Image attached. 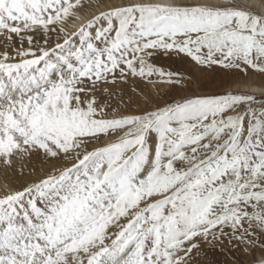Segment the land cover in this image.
<instances>
[{
	"label": "snow or ice",
	"instance_id": "obj_1",
	"mask_svg": "<svg viewBox=\"0 0 264 264\" xmlns=\"http://www.w3.org/2000/svg\"><path fill=\"white\" fill-rule=\"evenodd\" d=\"M88 6L0 0V166H49L0 192V264H264V99L154 63L264 73V11L129 0L69 31ZM154 76L184 94L129 111Z\"/></svg>",
	"mask_w": 264,
	"mask_h": 264
},
{
	"label": "rangeland",
	"instance_id": "obj_2",
	"mask_svg": "<svg viewBox=\"0 0 264 264\" xmlns=\"http://www.w3.org/2000/svg\"><path fill=\"white\" fill-rule=\"evenodd\" d=\"M101 2L103 3L105 2V0H91V6ZM86 8L87 7L80 10H85ZM254 9L258 11L256 8ZM71 22L72 20H70L68 23L69 31L74 30V28H72L70 24ZM3 47H4V37L0 36V50H2ZM154 63H156L157 66L163 67L166 71L180 73L185 78L186 81L188 77H199L200 82L204 85V87L200 89L201 91L220 92V93L231 91L233 93H249V94H255L258 98V101L260 99H264V94H256L248 90L249 84L264 85V73H259L251 69H249L247 75L239 71L226 73L219 68L211 72H203L202 70L193 67V65L189 61L178 57L161 56L158 59H156ZM135 84L139 85V88L135 93H133L132 91L133 85L121 86L125 93L124 104L127 105L129 111H136L138 108H143L145 96H150L156 103L163 104L165 102L171 101L172 99L176 98L178 95L184 94V91L182 89L173 88L163 79L155 76L151 78V81L137 80ZM129 100L131 101V103H129ZM257 107H259V104H257ZM121 111H123V107H121ZM105 139H111V137L102 138V142ZM33 163L36 165V171L31 176L26 175L24 177H20L15 173L14 170L5 169L6 171H8V175H5L3 178L5 182L0 184V192H3L6 187L18 188L26 181L35 180L39 178L40 175L42 176L44 173L48 171L49 168L48 165L42 166L39 162L36 161H34ZM0 168L4 170L2 166H0ZM236 255H241V254L236 253ZM257 255H259V253H257ZM216 259H218L221 262L225 260H229L230 262L231 254L230 253L218 254L216 256ZM241 259L250 260L251 257L241 256Z\"/></svg>",
	"mask_w": 264,
	"mask_h": 264
},
{
	"label": "bare ground",
	"instance_id": "obj_3",
	"mask_svg": "<svg viewBox=\"0 0 264 264\" xmlns=\"http://www.w3.org/2000/svg\"><path fill=\"white\" fill-rule=\"evenodd\" d=\"M129 2V0H105V2L98 3L96 5L88 6L85 10L78 9L79 15L82 17L81 20H72L70 23L72 28L74 25H79L80 23L90 19L92 15L106 10L109 5H120ZM243 4L251 5L258 11H264V1L262 0H241ZM248 90L256 94H264V85L249 84ZM38 162V161H36ZM43 166V165H42ZM4 169V168H3ZM37 173V172H36ZM4 174V175H3ZM8 175V171L0 168V184L4 183V176ZM36 176V175H35ZM41 176V175H40Z\"/></svg>",
	"mask_w": 264,
	"mask_h": 264
}]
</instances>
